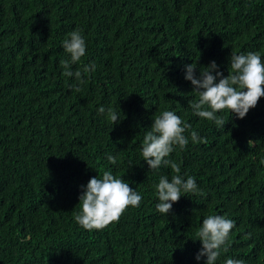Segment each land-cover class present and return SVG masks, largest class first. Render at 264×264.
Wrapping results in <instances>:
<instances>
[{
    "label": "trees",
    "instance_id": "1",
    "mask_svg": "<svg viewBox=\"0 0 264 264\" xmlns=\"http://www.w3.org/2000/svg\"><path fill=\"white\" fill-rule=\"evenodd\" d=\"M77 28L87 50L72 70L96 65L82 85L60 65ZM232 52L264 59V0H0V264H205L196 232L213 214L236 223L216 264H264V97L244 119L217 113L224 128L189 106L199 97L185 65L199 75L215 61L226 77ZM165 110L192 126L168 158L200 189L169 215L155 186L175 173L141 154ZM191 130L207 143H192ZM107 170L142 201L89 231L74 219L81 186Z\"/></svg>",
    "mask_w": 264,
    "mask_h": 264
},
{
    "label": "clouds",
    "instance_id": "2",
    "mask_svg": "<svg viewBox=\"0 0 264 264\" xmlns=\"http://www.w3.org/2000/svg\"><path fill=\"white\" fill-rule=\"evenodd\" d=\"M63 48L70 59L61 60L65 77H75L79 84L84 83L83 76L95 72V63L85 64L82 70H72V66L79 63L86 55L87 45L84 36L77 28L68 33L63 41ZM197 64L185 65V79L193 85V91L199 99L190 102L189 106L193 115L207 119L221 128L228 123L222 115L225 110L235 114L239 119H244L250 109L257 107L260 99L264 97V59L260 52L237 54L232 52L229 62V75L224 76L219 65L212 61L209 65L200 68L196 74ZM218 80V82H217ZM72 89L79 93L81 88L72 85ZM106 109H98L104 114ZM111 122L116 124L120 119L111 108L107 109ZM150 130L146 132L141 145L143 161H146L151 170H157L162 165L170 167L175 173L171 179L161 176L155 186L158 203L157 211L169 215L173 204L183 196L182 193L199 194L200 189L195 177L181 175L180 165L168 158L178 147L186 149L189 138L185 135L192 126L177 115L174 111L165 110L153 118ZM194 144L207 143L206 138H201L195 130L190 132ZM252 141H249V145ZM108 161L116 164L117 158L109 155ZM82 187L79 197L80 212L74 214L75 221L86 230H103L114 222L131 207H139L142 196L124 179L113 174L111 170L103 172L102 177H92L86 186ZM236 227L234 220L223 215H208L196 232L197 239L202 242V248L196 255L200 261L206 257L205 264H216L221 250L228 251L232 230ZM225 264H245L241 259L228 258Z\"/></svg>",
    "mask_w": 264,
    "mask_h": 264
}]
</instances>
